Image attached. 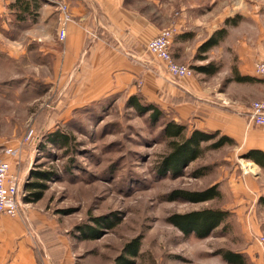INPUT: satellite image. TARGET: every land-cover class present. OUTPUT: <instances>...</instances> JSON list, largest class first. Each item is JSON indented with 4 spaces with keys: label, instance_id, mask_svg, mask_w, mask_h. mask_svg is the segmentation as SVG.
<instances>
[{
    "label": "rangeland",
    "instance_id": "1",
    "mask_svg": "<svg viewBox=\"0 0 264 264\" xmlns=\"http://www.w3.org/2000/svg\"><path fill=\"white\" fill-rule=\"evenodd\" d=\"M162 1L163 20L179 12V0ZM197 1L184 0L186 4ZM35 60L41 61L37 56ZM34 64L13 50L0 53V158L13 146L27 151L13 161V170L14 166L17 171L28 170L22 177L24 190L35 181L32 172L51 173L41 200L27 202L20 196V215L28 222L40 264H55L40 244V236L46 241H65L67 255L60 264H115L122 256L129 258L124 247L136 238L141 240L136 264H229L222 257L226 250L242 254L244 264H264V241H260L264 238V196L236 198L240 189L233 190L236 181L248 173L262 175L264 180V169L244 156V145L234 142L211 148L219 140L216 136L202 144V156L183 172L162 174L158 168L169 152L162 121L155 123L149 113L139 112L120 96L65 116L60 102L64 87L56 79L57 72ZM182 65L190 67L199 80L214 76L195 70L209 61ZM56 129L69 135L67 147L46 139ZM214 185L222 193L220 198L199 203L169 198L175 189L202 191ZM240 203H245V209ZM205 208L231 213L207 238L185 236L167 220L173 213ZM31 211L47 226L40 235L35 221H29ZM100 217L116 225L99 226L95 219ZM84 229L99 230L100 237L84 239Z\"/></svg>",
    "mask_w": 264,
    "mask_h": 264
},
{
    "label": "crops",
    "instance_id": "2",
    "mask_svg": "<svg viewBox=\"0 0 264 264\" xmlns=\"http://www.w3.org/2000/svg\"><path fill=\"white\" fill-rule=\"evenodd\" d=\"M56 1L0 0V53L13 50L26 55L31 66L35 62L57 72L56 79L64 87L60 102L65 116L114 96L129 99L140 94L191 131L219 133L244 145V156L254 150L264 152V127L252 125L247 117L251 102L264 97V78L254 72L256 63L264 62V0L191 4L179 0V12L168 20H163L162 0H63L71 16L64 41L58 39L62 15ZM22 2L29 4L24 18L18 14ZM228 19L236 23L228 24ZM169 23L176 28L171 45L175 60L188 65L209 61L219 67L220 77L213 78L214 74L209 80H199L194 75L173 78L167 74L163 62L145 48ZM224 28L227 32L219 44L200 52ZM238 75L252 80H237ZM26 153L21 151L20 157ZM1 158L11 161L12 171L21 177L28 174L26 168L17 171L14 166L13 170L16 159L8 151ZM258 175L248 173L238 179L233 190L240 189V193L235 197L256 200L264 196V180ZM240 207L245 209V203ZM29 217L39 235L47 231L37 213L31 211ZM26 221L21 215L0 214L2 264H40ZM40 240L55 264L65 259V241H46L41 236Z\"/></svg>",
    "mask_w": 264,
    "mask_h": 264
},
{
    "label": "trees",
    "instance_id": "3",
    "mask_svg": "<svg viewBox=\"0 0 264 264\" xmlns=\"http://www.w3.org/2000/svg\"><path fill=\"white\" fill-rule=\"evenodd\" d=\"M25 1V0H24ZM34 2H40L42 0H32ZM18 14L21 18H24L25 13L29 9V4L25 2L21 3ZM235 24V19H228V24ZM227 32V29L217 31L208 41H206L201 47L200 52H207L212 47L219 44V41L223 35ZM201 59H205V55H200ZM200 73L207 75H214L219 71V67L210 63L203 67H196ZM237 80L250 81V77L237 76ZM131 106L135 107L139 112L149 113L152 120L155 123L162 121L163 134L168 140L169 152L163 157L162 162L159 165L158 170L162 174L171 173L172 175L180 174L183 169L186 168L191 162L197 160L202 156L204 148L203 143L209 142L216 136H219V140L212 144L211 148H219L225 144H234V140L227 136L220 135L219 133L209 134L200 130L189 131V128L181 123H177L171 116H169L164 110L156 106L153 103L147 102L141 97L140 94L131 96L128 99ZM50 143L57 147H67L70 143V137L65 132L56 129L50 132L46 138ZM247 159H250L258 163L264 169V152L259 150L250 151L245 155ZM32 178L35 181L28 182L25 185L27 194L24 200L27 202H38L44 196L46 180L51 178V173L46 171L32 172ZM29 192V194H28ZM222 195L218 185L211 186L202 191H189L184 189L173 190L169 198L170 200L183 199L187 202L199 203L220 198ZM230 211L220 208H205L200 210H193L186 213H173L168 217V222L180 230L185 236L194 235L197 238H207L221 224H223L230 216ZM95 221L99 226L107 225L109 228H113L116 223L110 224L106 218H96ZM84 239H96L100 237V231L84 229L82 231ZM141 240L139 238L133 239L127 243L124 247L125 254L130 258L124 256L117 259L115 264H136L135 259L139 255ZM223 259L229 264H244L245 260L242 254L235 253L230 250L222 251Z\"/></svg>",
    "mask_w": 264,
    "mask_h": 264
},
{
    "label": "built area",
    "instance_id": "4",
    "mask_svg": "<svg viewBox=\"0 0 264 264\" xmlns=\"http://www.w3.org/2000/svg\"><path fill=\"white\" fill-rule=\"evenodd\" d=\"M58 9L61 12V20L58 29V39L64 41L67 36V25L71 21V16L68 12V5L63 1H56ZM176 35V28H169L160 31L158 35L151 38L146 44V51L160 59L166 71L173 78H182L193 75L192 69L186 65L177 63L171 54V45ZM254 72L257 76L264 78V62L259 61L254 67ZM248 119L257 126L264 127V98L251 103L247 111ZM21 147L9 149L8 153L14 159H19ZM22 177L19 172L12 171V162L0 158V214L11 217L20 216L21 213V198L27 194L21 186ZM260 241H264L262 237Z\"/></svg>",
    "mask_w": 264,
    "mask_h": 264
},
{
    "label": "bare ground",
    "instance_id": "5",
    "mask_svg": "<svg viewBox=\"0 0 264 264\" xmlns=\"http://www.w3.org/2000/svg\"><path fill=\"white\" fill-rule=\"evenodd\" d=\"M250 165V164H249ZM246 166H247V164H246ZM251 166V165H250ZM249 170H251V169H249Z\"/></svg>",
    "mask_w": 264,
    "mask_h": 264
}]
</instances>
